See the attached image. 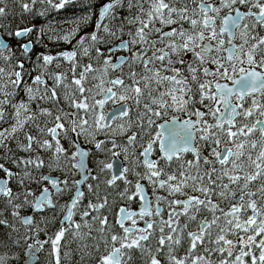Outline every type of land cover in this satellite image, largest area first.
Masks as SVG:
<instances>
[{
	"label": "snow or ice",
	"instance_id": "1",
	"mask_svg": "<svg viewBox=\"0 0 264 264\" xmlns=\"http://www.w3.org/2000/svg\"><path fill=\"white\" fill-rule=\"evenodd\" d=\"M73 2L30 0L32 6H46L37 12L38 16H46L49 10L64 9ZM30 4L23 3V10L30 12ZM124 6L129 12L135 7L137 12L124 17L113 28L112 23L119 19V10ZM225 9L227 14L221 16ZM96 13L94 30L81 36L71 50L55 54L39 52L33 60V50L45 38L50 42L70 43L80 24H87ZM4 15L5 8L0 7V17ZM76 21L68 29L49 22L47 29L33 25L10 31L7 35L22 41L16 48L0 39V61L7 65V69L0 66V124L9 119L13 121L9 127H0V150H3L0 158L6 157L8 163L20 168L19 172H13L5 163H0V171L4 172L0 177V198L4 202L0 216L7 212L26 226L36 245L50 244L52 264L61 262V241L66 233L72 232L74 240L82 238L90 235L97 224L96 230L105 248L97 264H130L134 249L146 258V264H161L157 256L166 257L167 264H212L213 253L223 257L219 264H245V256L251 257V264H264V119H256L251 124L246 122L257 112L264 117V103L261 102L264 97V35L258 31L264 30V0H107L95 12L90 3L88 13ZM157 23L160 27H156ZM185 23L188 28L184 27ZM127 25L135 26L134 31L127 33L129 39H121L119 44L113 45L112 39H120ZM165 27L170 30L164 31ZM34 31L36 36L32 37ZM154 34L156 39H152ZM100 45L106 46L107 51ZM121 51L129 55L116 56V62H113V56ZM92 52H95V61L100 67H94L92 62L81 64L77 60L80 55L92 61ZM188 53L192 56L190 61L184 59ZM63 62L69 65L67 72L50 70L54 63L59 67ZM26 63L32 64L31 69L25 68ZM125 64L129 67L126 77L122 69ZM133 65H140L142 70L136 72ZM116 70H120L121 75L109 78L110 72ZM33 71L37 74L33 75ZM126 79L130 82L126 83ZM90 81L95 83L86 87ZM20 92L24 96L13 102ZM96 95H102L104 99L97 100ZM113 98L124 103L114 108L110 117L97 111ZM61 99L72 111L59 106ZM249 99L251 103L245 108ZM45 101L53 105L55 115L53 108L42 106ZM34 103L38 109L35 112L31 108ZM196 104L201 107H195ZM9 107L11 112L7 110ZM133 110L135 120L130 116ZM169 112L182 113L184 119L175 115L164 119ZM39 117H50L52 126L48 127L46 122L41 127ZM205 117H210L213 122ZM117 119L125 122L116 129L106 122ZM160 119L163 123L157 124ZM26 124L52 139L41 140L24 132ZM133 127L137 131L127 136L123 151L132 155L135 166L143 167L144 171L135 173L138 179L133 184L126 175L133 169L126 167L121 171L117 165L119 174L113 175L106 184L113 186L117 180H122L125 188L119 198L138 201L139 207L137 210L120 207L112 225L107 215L100 214L101 209L109 206V200L107 195H99V185L95 191L92 184L87 185L88 192L97 202L89 200L84 210H80L85 196L81 185L91 176L85 164L89 151L76 139L69 140L70 147L66 149L60 143V137L67 138L72 133L92 143L96 133L124 134ZM21 132L26 143L19 140ZM138 135L148 139L146 146L140 144L142 151L136 156ZM11 141H17L19 151L31 153L35 151L34 144L37 148L51 150L52 158L47 165L50 168L60 167L62 159L67 160L70 153L71 159L77 161L73 167L81 170V179L69 183L67 178L60 181L50 174L33 177L32 170L44 167L45 161L38 155L14 156L9 147ZM103 143L95 141V148L101 149ZM117 147L113 140L112 148ZM205 147L210 148L208 155L203 154ZM156 149L161 155L152 159ZM185 153H191L194 158L185 160ZM173 161L178 163V168L169 172L166 169ZM201 161L207 166L203 170ZM246 168L252 171H245ZM36 179L48 182L55 192L50 193L49 188L44 187L39 196L29 200L33 193L25 187V182ZM91 179L97 177L91 176ZM258 180L262 182L256 191H246ZM13 181L22 191L13 192L9 186ZM141 181L148 182L151 193ZM189 189L195 194H189L186 191ZM65 193L70 199L60 206L64 213L61 227L41 242L36 237L42 229L32 215L21 216V211L30 208L36 214L45 208L55 210L57 205L52 195L59 199ZM221 203H226L227 209L221 207ZM249 211L251 215H248ZM77 213L81 222L73 220ZM140 221L143 227L139 226ZM193 224L196 228L189 230ZM0 225L17 230L7 219H0ZM116 227L121 231L116 232ZM83 228L89 232L82 233ZM229 236L236 239H229ZM257 236L261 237L258 242ZM153 238L156 239L155 246L151 243ZM13 242L19 244L20 239ZM183 242L188 244L186 254L178 258L175 253ZM237 246L240 251L231 259ZM33 247V244L27 245L29 249ZM93 247L100 251L99 243ZM198 247L203 249L199 254ZM254 248L259 250L258 257ZM30 255L35 257V250ZM0 264H5L3 257H0Z\"/></svg>",
	"mask_w": 264,
	"mask_h": 264
},
{
	"label": "flooded vegetation",
	"instance_id": "2",
	"mask_svg": "<svg viewBox=\"0 0 264 264\" xmlns=\"http://www.w3.org/2000/svg\"><path fill=\"white\" fill-rule=\"evenodd\" d=\"M106 1L107 0H101V1L98 0L97 2H99V4L95 8H93L92 10L95 12L96 9H98ZM3 2H4V0H3ZM23 3H30V0H24ZM1 4L2 3H0V7H3ZM179 6L180 5H177V7H179ZM59 11H62V13L61 12L58 13V11H54V10H49L47 12V15L44 17V19H46L47 21L50 19V22H53L55 24L54 19H57V17H54V15L56 14V16H60L62 18V20H59V19H61V18H59L58 23L56 21L55 25L57 27L61 25L62 28L68 29V28H71L74 26V21H76V18L87 14L89 11V8H87V6L82 2V0H74L73 4L68 5L64 9H61ZM226 14H227V10L225 9L221 12L220 15L224 16ZM97 16H98V13L92 15L91 19L88 21L87 24L81 23L79 31L76 32L74 38L71 40L70 43L59 42L57 44H54V42H50L47 38H45L46 41L44 39L42 41V43L33 50V53H32L33 60L35 59L36 53H39V52H46L47 51V52H51L52 54H55L57 51L71 50L73 48V45H75L77 43V41L80 39L81 36H83L85 33H91L94 30L95 24L97 23ZM37 17H38L37 13L33 12V14H31L29 16L28 21H26V24L24 26H22L21 28L31 27L33 25H35L38 28V25L36 22ZM76 22L79 23V21H76ZM217 23L219 24V20L217 21ZM171 27H177V25H172ZM184 27L188 28L189 25L187 23H185ZM14 30L15 29L6 30V31L0 30V38L3 39L4 41L10 43L13 46V48H16V46L22 41H18L15 37L7 35L8 32L14 31ZM134 30H135L134 25H128L127 33H128V31H134ZM163 30L169 31L170 27H165ZM258 31L260 32V35H264V30L258 29ZM127 33L125 35L121 36L120 39L113 38L112 44L113 45L119 44L121 39L122 40L129 39ZM35 36H36V32L34 31L32 33V37H35ZM152 39H156V34H154L152 36ZM45 45H47V47H45ZM162 46L163 45H157V47H162ZM100 47L103 51H105V52L107 51L106 46L100 45ZM19 55H20V53L17 52L18 57H19ZM123 55H129V53H125L123 51L117 52L113 56V62L116 61V56H123ZM148 55H151V52H149ZM184 59L186 61H190L192 59L191 53H188L184 57ZM77 60L81 64H88L90 62L89 60H86L84 57H81L80 55L77 56ZM101 60H103V58H101ZM13 63H14V61H13ZM0 66H4L7 69V65H5L2 61H0ZM176 66L182 67L181 65H176ZM208 66L215 67L214 65H208ZM31 67H32L31 63L25 64L26 69H31ZM68 68H69L68 63L63 62L59 67L54 63L51 66L50 70L56 71V72H67ZM122 69H123V74L126 77V74L129 71L128 65L127 64L123 65ZM133 69L136 72H140L142 70V67L140 65H133ZM79 71H80V69L78 68L77 73H79ZM36 74H37V72L33 71V75H36ZM119 75H121V71L116 70L115 72H110L109 78H114L115 76H119ZM185 75H187V73H185ZM68 78H69V80L71 79L70 73H69ZM29 82H30V80H29ZM128 82H130V81H128L126 79V83H128ZM51 83H52V81H49V84H51ZM92 83H95V81H90L85 86L90 87ZM86 95H87V93H86ZM23 96H24V93L20 92L18 96L14 97L13 102L18 101ZM95 99L100 100V99H104V97L102 95H96ZM89 102L91 103L92 101L90 100ZM261 102L264 103V97L261 98ZM121 103H124V102L118 101L115 98H113V100H108L102 109L98 108L97 111H102L106 116H108L109 114L112 115L113 109L116 107H119ZM206 103H207V101H206ZM250 103H251V100L249 99L247 102H245L244 107L245 108L249 107ZM42 106L47 107V108H53V105L51 103L46 102V101L42 103ZM59 106L64 108L66 111H72V109L67 107V105L65 104L63 99L60 100ZM195 107L200 108L201 105L196 104ZM31 108L34 112L38 111L37 105L35 103L31 105ZM7 110H8V112L12 111V109L10 107ZM53 113L55 115V109L54 108H53ZM169 113H171V112H169ZM173 115L179 117L181 120L184 119V115L182 113H179V112H172L171 115H168L164 119H169ZM130 116L133 120H135L134 110H133V112H130ZM205 119H208L210 123L213 122L210 117H205ZM256 119H264V117H261L259 115V113L257 112L254 114L253 117H250L249 120L246 122L251 124ZM161 121H163V120L162 119L158 120L157 124ZM38 122L40 123L41 127H44L46 122H47L48 127H51L52 123H53V121L50 117H39ZM106 122L110 123L111 127L113 129H116L119 124L124 123L125 121L117 119L115 121L108 120ZM240 122H241V120L238 118V123H240ZM11 123H13V121L11 119H9L7 123L0 124V127H2V128L9 127V125ZM65 126L67 127V124ZM134 131H137V129L135 127L131 128L129 131H127L124 134H119V132L112 133L110 131L108 132L107 135L105 134V132L96 133L95 134V141H104L101 149L95 148V141H93L92 143H88L84 140L83 137L77 138L75 136V134H72V133H69V136L67 138L63 137V135L60 137V143L66 149H69V147H70L69 140L76 139L77 143H79L83 148H85L86 150L89 151V155L85 158V164L87 166V169L90 170L91 176L97 177L96 180H93V179H91V176H90L87 183L81 185V188L83 189V191L85 193V196H84L83 201L80 205V210L81 211L84 210V208L87 206L89 200H91L93 203L97 202L96 197L88 192L87 185L92 184L94 191L97 190L96 186L99 185V188H98L99 195L101 197L107 195L108 200H109V206L105 209H101L100 214L101 215H107L109 218V222L112 225L115 224L116 214H117L120 207H128L131 210H137L139 207L138 201L129 202L127 200H121L119 198V193L122 192L125 188V184L122 180H117L115 185H113V186H109L106 184V181L113 176V174H112V162L116 161V160H120V162H121V171L126 167L133 169V171L126 174L128 180L132 181L133 184L137 180L136 179L134 181V179H133V174L138 172L136 170L134 171V157L132 155L126 154L123 151V147H124V145H126V142H127V136L131 135L132 132H134ZM24 132H28L31 135H33V136H35L41 140L42 139H49V140L52 139L51 136H49V135H46V134L41 135L37 131V129L30 124L25 125ZM154 134L155 133H153V135ZM256 135L258 136L259 134L257 133ZM147 139H148L147 137H144L142 139L141 136L138 135L137 145H136V150H135V152H137L136 156H139L140 151H142V149L140 148V144H144L146 146ZM19 140L26 143V141L23 140V132H21L19 134ZM113 140H115L117 145H118V147L115 149L112 148V141ZM16 143H17V141L9 142V147L13 150L14 156H16V157H28V156L35 157L38 155L41 159H43L45 161L44 167H42L40 169L32 170V176L33 177L39 178L40 176L50 174L52 177L58 178L60 181H63L65 178H67L69 183H71L74 180H80L81 179V174H80L81 170L73 167V165H75L77 161L71 159L70 153H69V158L67 160L62 159L60 167L53 166L50 168L47 165L52 158V151L51 150H45V149L37 148V146L34 144L33 148L35 149V151L29 153V152L17 150ZM53 143H54V141H53ZM201 144H202V142H201ZM72 150H74V149H72ZM209 151H210V148L205 147L203 154L208 155ZM126 155H127V159L125 158ZM159 155H161V153L159 152L158 149H156V150H154L151 158L156 159ZM0 157H3V150H0ZM193 158L194 157L191 153H185L184 154L185 160H191ZM141 159H142V157H141ZM0 163H5V166L7 168L12 169L13 172H19L20 171L19 167L14 166L11 163H8L6 157L0 158ZM172 163L177 164V168H178L177 162L173 161ZM202 163L203 162L201 161V164ZM109 165H111V167H108ZM160 166L161 167L164 166L163 162H161ZM102 169H103V171H102ZM143 171H144V169L142 167V172ZM3 176H4V172L0 171V177H3ZM141 183H144L148 189V192L151 193V186L148 185V182L147 181H141ZM9 186L12 188L14 193L22 191L21 186L18 185L17 183H15L14 181L10 182ZM62 186L63 185L61 184V187ZM25 187L30 189L31 192L33 193L32 196H29V200H32L35 196H39L44 187H48L50 193L55 192V189H53L48 182L42 181L39 179L32 180V181L26 180ZM131 190H134V189H131ZM189 194H195V193H189ZM178 198L183 199L184 197H178ZM52 199L57 205L55 210L45 208L42 212H39L36 214H33L32 209H30V208H25L21 211V216L32 215L36 224H38L40 229H42V231L39 232L38 237H36L41 242L46 241L49 236H52L51 233L53 230L57 231L61 227L60 221L63 218L64 213L61 211L60 206L66 204L69 201L70 196H69V194L65 193L62 196H60L59 199H57V197L53 194ZM3 207H4L3 199L0 198V210H2ZM6 213L7 212H5L4 214H6ZM7 214H9V213H7ZM95 214L96 213H92V215H95ZM3 215L0 216V219H4ZM165 218H166V216H165ZM89 219H90V217H89ZM7 220H9V219H7ZM73 220H75L76 222H81L80 215L78 213L76 215H74ZM45 221H47V223H45ZM181 222H183V218H181ZM16 223H17V227L20 230L19 234L21 235L19 239L21 241V246L23 249V259H24L25 254H26L28 244H33V246H34L31 249V251H33L35 248L37 249L36 260L38 259L39 254L44 249H47V248L51 249L50 244H47V243H44L43 247L36 245L34 243L35 238L32 237V233L27 231V227L22 225L21 223H19L17 221H16ZM65 226H67V225L65 224ZM139 226L143 227L142 221L139 222ZM97 228H98V224L93 226V230L91 231L90 235H84L82 238H78L75 240L73 239L72 232L66 233L65 238L69 241L70 244H74L75 242H77V244L87 243L89 246H93L96 243L103 245L101 247V250L95 254L93 252L84 253L82 250L80 252L68 254L65 258L67 264H70L71 260H73V259L74 260H81V262H83L84 264L85 263L97 264L99 256L105 252L104 244L100 241L98 231L96 230ZM195 228H196V225L193 224V225H191L189 230H194ZM81 231H82V233H88L89 229L83 228ZM120 231L121 230L118 227H116V232H120ZM25 236H27L29 238L25 239L24 238ZM151 243L153 246H155L156 245V239L153 238L151 240ZM185 246L188 247L187 242H183L182 246L180 248H184ZM187 247L185 249H187ZM237 248H239V246H237ZM154 250H155V247H153V251ZM131 255H132V260L130 261V264H137V261H139L140 264H146V258L142 257L139 251L134 249L132 251ZM157 258L160 259L161 264H163L164 257L157 256ZM23 259H21V262ZM36 260H35L34 264L36 263Z\"/></svg>",
	"mask_w": 264,
	"mask_h": 264
},
{
	"label": "trees",
	"instance_id": "3",
	"mask_svg": "<svg viewBox=\"0 0 264 264\" xmlns=\"http://www.w3.org/2000/svg\"><path fill=\"white\" fill-rule=\"evenodd\" d=\"M23 1L24 0H4V2L1 5L5 8V15L0 17V30L6 31V30H13V29L21 28L22 26H24L26 24V21H28L29 16L31 14H33V12L37 13L39 10L46 8L45 5L36 4V5L32 6L29 3L32 10L30 12L24 11L22 8ZM97 1L98 0H82V2L87 6V8H89V4L91 3L92 9L95 8L99 4V2H97ZM144 7L147 8L148 5L145 4ZM60 12L62 13V11H58V13H60ZM136 12H137V9L135 7L131 10V12H129V10L126 6L122 7L119 10V19L112 23L113 28H115V26L118 25L120 23V20H122L124 17L133 16L136 14ZM44 17L45 16H38L37 17L36 22H37L38 26L40 25L41 22H44L43 21V20H45ZM56 17H57V19L61 18L60 16H56ZM59 20H62V18ZM58 27H61V26H58ZM127 27H128V25L124 29V35L127 33ZM156 27H160V24L157 23ZM101 35H103V33H101ZM45 41H46V39H45ZM54 44H57V42H54ZM91 55L93 57L92 61L89 60V57H84V58L86 60H89L90 62H92L94 67H100V64H97L95 61V52H92ZM101 63H102V60H101ZM136 153L137 152H135V154ZM206 167L207 166L204 165L203 163L201 164L202 170L205 169ZM216 167L218 168V164L216 165ZM168 168H169V172L174 171L177 168V164L172 163ZM135 170L142 173V167H136L135 166V160H134V171ZM133 179H134V181L136 179H138V177L135 175V173L133 174ZM261 182L262 181H260V180L253 182L251 185H249V189H246V191H256V188L259 187ZM186 191L191 193L190 189L186 190ZM213 199H216V198L213 197ZM253 199H256V197H253ZM221 207L227 209L228 205L226 203H221ZM3 216H4V219H9L8 220L9 223L14 224L15 228L17 230L12 231V229L9 228L7 225H0V252H2V251L6 252V258H9L10 255H13V258L10 261H8V260L5 261V264H19L21 262V259H23V249L21 246V241L19 244H16L13 241L20 238V236H21L19 234L20 230L17 227L16 221L9 214L6 213ZM55 231L56 230H53L51 235H54ZM214 236H215V233H214ZM260 239H261L260 236L256 237L257 242ZM85 245H87V247H85ZM102 246L103 245L100 244V250H101ZM186 247L187 246H185L184 248L178 249V251L175 254L177 256L180 255V253H182ZM81 250L84 253H89V252H93L94 254L97 253L96 248L93 246H89L87 243L77 244V242H75L74 244H70L69 241L64 237V239L61 241V253H60L61 262H60V264H67L66 260H65V258H66L65 252H67L68 254H72V253L80 252ZM50 251H51L50 248L44 249L39 254V257L36 260L35 264H52V257L50 256ZM202 251H203V249L197 250L198 254ZM239 251H240V248H237L235 250L233 256L238 254ZM245 251H247V249H245ZM253 252L257 257L259 256V250L258 249L254 248ZM243 259H244L245 264H251V257L250 256H245ZM70 264H84V263L81 262V260H74L73 259V260H71ZM85 264H88V263H85ZM137 264H140V262L137 261ZM163 264H167V258L166 257H164Z\"/></svg>",
	"mask_w": 264,
	"mask_h": 264
},
{
	"label": "rangeland",
	"instance_id": "4",
	"mask_svg": "<svg viewBox=\"0 0 264 264\" xmlns=\"http://www.w3.org/2000/svg\"><path fill=\"white\" fill-rule=\"evenodd\" d=\"M54 17H56V14L54 15ZM53 17V18H54ZM48 19V18H47ZM44 22H41L40 23V25L38 26V28H40L41 26H44L45 27V29H47V25H48V23L50 22V19L47 21L46 19L45 20H43ZM56 21H57V23H58V19H54V22H55V24H56ZM60 25V24H59ZM61 26V25H60ZM62 27V26H61ZM172 114V112L171 113H169L168 115H171ZM253 155H255V153L253 154ZM220 166L218 165V168H219ZM167 171H169V168H167L166 169ZM245 171H252V169H248V168H246L245 169ZM225 182H227V180H225ZM249 189V188H248ZM163 194V193H162ZM251 214V212L249 211V213H248V215H250ZM210 218V217H209ZM213 232L215 233V229H213ZM241 234H243V233H241ZM229 239H233V240H235L236 239V237H234V236H229L228 237ZM198 249H202V248H200V247H198ZM186 250L187 249H184V251L182 252V253H180V255H178L177 257L179 258V257H183L185 254H186ZM225 256L227 255V253H225L224 254ZM0 257H3L4 258V260L5 261H10L12 258H13V255H10V257L9 258H6V252H4V251H2V252H0ZM223 257L222 256H220L218 253H213L212 254V256L210 257V259H211V261H212V264H219V261L222 259ZM235 258V256H233L231 259H234Z\"/></svg>",
	"mask_w": 264,
	"mask_h": 264
},
{
	"label": "water",
	"instance_id": "5",
	"mask_svg": "<svg viewBox=\"0 0 264 264\" xmlns=\"http://www.w3.org/2000/svg\"><path fill=\"white\" fill-rule=\"evenodd\" d=\"M107 2V1H106ZM105 3V2H104ZM103 3V4H104ZM1 39V38H0ZM116 62V61H115ZM110 115L111 114H109L108 116L110 117ZM171 118V117H170ZM169 118V119H170ZM161 123H163V121H161V122H159L158 124H161ZM157 130H159V131H163V129H157ZM164 135L165 136H167L168 135V133L167 132H164ZM117 165H119V168H120V170H121V162H120V160H116V161H113L112 162V174L113 175H118L119 173L117 172ZM35 250V252L37 253V249L35 248L34 249ZM32 251H31V249H29V248H27V250H26V254H25V257H24V259L22 260V262L20 263V264H34V262H35V260H36V256L35 257H33V256H31L30 255V253H31Z\"/></svg>",
	"mask_w": 264,
	"mask_h": 264
}]
</instances>
